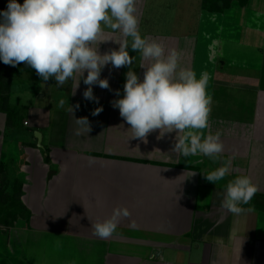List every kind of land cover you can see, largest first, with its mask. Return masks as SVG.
I'll return each mask as SVG.
<instances>
[{"label":"crops","instance_id":"1","mask_svg":"<svg viewBox=\"0 0 264 264\" xmlns=\"http://www.w3.org/2000/svg\"><path fill=\"white\" fill-rule=\"evenodd\" d=\"M0 2L7 8L9 0ZM196 2L189 8L204 11L202 1ZM150 5L136 3L142 37L162 43L166 53L177 49L180 66L197 79L209 74L212 104L204 131L222 133L224 152L215 162L203 155L184 157L173 151L175 131L157 139L156 130L147 143L132 138L130 125L112 106L124 95L128 66L102 68L100 78L110 88L92 86L98 103L83 96L87 70L63 86L54 78L13 75L7 102L0 104V165H7L11 177L6 194L21 186L19 207L26 217L17 214L13 226L4 227L9 229L0 238L8 247L3 264H264V0L233 4L223 13L201 12L194 29L177 33L153 30ZM214 25L223 37L211 39L218 50L210 51L206 39ZM124 39L120 31L104 28L92 47L104 55ZM128 50L142 81L140 65L150 62ZM98 107L103 111L93 116ZM81 117L88 118L89 132L76 124ZM233 155L223 180L205 179ZM241 175L251 177L263 205L256 207L253 196L242 205L252 211L235 215L221 207L218 193ZM117 207L131 215L110 238L94 236L92 224L110 218Z\"/></svg>","mask_w":264,"mask_h":264},{"label":"clouds","instance_id":"2","mask_svg":"<svg viewBox=\"0 0 264 264\" xmlns=\"http://www.w3.org/2000/svg\"><path fill=\"white\" fill-rule=\"evenodd\" d=\"M136 3L137 0H23L21 4L9 0L7 9L0 12V61L13 67L24 63L42 81L54 78L57 86L65 85L76 73L83 77L87 70L83 82L88 87L83 96L97 103L92 86L110 88L108 79L100 78L102 68L109 63L116 69L128 66L124 95L112 106L130 125L132 138L147 143L148 135L156 130L160 133L157 139L175 131L174 152L184 157L203 155L215 162L224 152V144L220 131H204L209 127L212 104L209 74L202 73L197 79L192 69L180 66L181 53L177 49L166 53L162 43L142 37ZM104 28L120 31L125 39L116 41L118 50L100 55L92 45ZM127 38H131L130 44ZM129 47L143 61L150 62L140 65L145 69L142 81L132 70L135 57L130 56ZM64 104L61 99L58 106L62 108ZM102 111L98 107L92 115ZM76 124L87 132L91 130L87 117L76 119ZM76 134L81 133L78 130ZM234 158L229 157L222 167L204 174L205 179L212 183L223 180ZM257 190L251 177L237 176L227 182L224 192L218 193L223 197L221 207L235 215L252 211L242 205L249 204ZM130 215L126 207L115 208L110 218L92 224L93 235L110 238L120 220ZM131 226L136 225L133 222Z\"/></svg>","mask_w":264,"mask_h":264},{"label":"rangeland","instance_id":"3","mask_svg":"<svg viewBox=\"0 0 264 264\" xmlns=\"http://www.w3.org/2000/svg\"><path fill=\"white\" fill-rule=\"evenodd\" d=\"M148 1L151 3V5L150 7L147 8V10L150 13V15L154 14L153 16L150 17V19L153 20V22H155V25H156V26L153 25L155 26L153 30L156 32L161 31V33H170V32L174 33L175 31L177 32L183 31L184 29L187 28V26H189V28L191 27L194 29L196 26L195 23L199 21L200 15H202L201 12H204L199 9H194L193 11V9L191 8V5L189 8L188 3L194 4L196 0H179L178 3H177L178 0H148ZM198 1L203 2V0H198ZM198 1L196 3H198ZM233 4L237 5L238 3L233 2ZM219 20H220V17H219ZM227 22H230V21L227 20ZM216 35L218 39L222 38L223 32L221 31L219 26L214 25L213 31H210L208 34V36L210 37L209 40L206 39L207 50L216 51L217 49L216 43L215 41L211 40V39H214ZM1 67H7V66L1 61L0 70H2ZM13 69H14L15 75H18V74L22 75L25 72L29 75H32L31 74L32 70L35 71L31 67L25 65L24 63H21V64L16 65L15 67H12V66L11 68L9 67L6 72L9 75L13 74ZM6 91H9V87L7 86V84H4V81H2V76L0 75V99L1 97H3L2 92H6ZM7 95H8V92H7ZM6 168H7V165L5 167L4 172L2 171V169L0 171V191L3 192L2 193L3 197L5 195H7V197L10 196L9 194H6L9 191L7 190V187L9 186V182L11 178V177H7ZM253 203L256 207H261L263 205V202H260V200H257V199ZM19 206H20V202L17 201L16 199L11 202L10 200H8L4 204L0 202V231H1L0 238H7L9 228H4V227H12L14 224L12 220L13 218L17 216V214L22 216L23 219L26 217L25 216L26 213L23 210H21ZM5 230H7V232H5ZM7 254H8L7 241L6 240L2 241L1 239L0 240V264H3L2 260L8 259Z\"/></svg>","mask_w":264,"mask_h":264},{"label":"trees","instance_id":"4","mask_svg":"<svg viewBox=\"0 0 264 264\" xmlns=\"http://www.w3.org/2000/svg\"><path fill=\"white\" fill-rule=\"evenodd\" d=\"M233 2H237L238 3L237 5H239L240 7H246L248 5L249 0H203V2H202V9L204 11H207V12H210V13H223L225 10L231 8ZM6 9L7 8H5L3 6V4L0 2V12L5 11ZM6 66L7 67H1L2 70H0V73H2V74H0V75L2 76V81H4V84H7V86L9 87L10 86L11 79H12L13 75H15V74H14V69H13V74H10L9 75L6 71H7V69L9 67L11 68V66L10 65H6ZM31 74L38 77V75L36 74V72L33 71V70L31 72ZM7 92L8 91L2 92L3 97H1V99H0L1 104H3V103L6 104V102H7V96H8L7 95ZM5 167H6V165L2 163L0 165V171L2 169V171L4 172ZM20 190H21V186L18 184L17 185L16 192L12 196H9V197H7V195H5L3 197L2 196V193L3 192L0 191V202L4 204L7 200H10V202H11V201H14L15 199L20 202ZM254 197L257 200H259L257 198V196H254Z\"/></svg>","mask_w":264,"mask_h":264},{"label":"water","instance_id":"5","mask_svg":"<svg viewBox=\"0 0 264 264\" xmlns=\"http://www.w3.org/2000/svg\"><path fill=\"white\" fill-rule=\"evenodd\" d=\"M37 138H38V141H39V147H40L41 149H43V147H42V145H41V137H40V134L37 135Z\"/></svg>","mask_w":264,"mask_h":264},{"label":"built area","instance_id":"6","mask_svg":"<svg viewBox=\"0 0 264 264\" xmlns=\"http://www.w3.org/2000/svg\"><path fill=\"white\" fill-rule=\"evenodd\" d=\"M25 125H28L27 123H25Z\"/></svg>","mask_w":264,"mask_h":264}]
</instances>
